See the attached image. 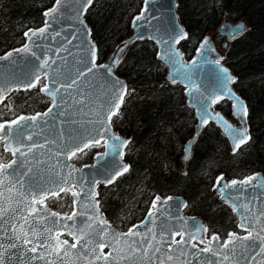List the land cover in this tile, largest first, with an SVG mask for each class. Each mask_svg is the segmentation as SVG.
I'll use <instances>...</instances> for the list:
<instances>
[{
	"label": "water",
	"instance_id": "obj_1",
	"mask_svg": "<svg viewBox=\"0 0 264 264\" xmlns=\"http://www.w3.org/2000/svg\"><path fill=\"white\" fill-rule=\"evenodd\" d=\"M82 2L83 0H68V3L64 5L61 11L55 14L54 18L45 16V12L53 8L55 0H53L48 7L43 9L42 22L37 26H29L23 30L22 43L0 53V57L5 56L9 52L13 53V56L10 59L0 60V84L12 87L13 90H25L26 88L22 86V83L27 82L28 80V77L25 76V72L36 70L40 63V60H37L36 57H40L42 60H46L51 57L56 61L55 67L63 68L65 71L70 70L73 74H75L78 68L84 67L83 64L79 63L81 57L90 63L91 48L93 45L95 46V43L90 35L89 24L85 20V11L82 15L79 14ZM138 15L141 16V19L134 24V17ZM81 20L83 21L82 24L80 23ZM46 21H48V26L43 35H40L39 33L34 36L31 35L30 30L32 32H36L40 28H45ZM129 25L131 29L130 33L117 41L110 48L102 61L96 62L95 60L97 66H111L112 72L108 73L106 68L97 67L92 73L88 74L87 81H81L83 89L86 90L85 98L88 101L89 107L92 109L91 113L83 115L80 112L74 111L76 105L72 101H69L68 105L62 104L61 107L53 108L51 116L39 119V127L32 126L25 130L26 133H40L41 128H43V132L40 135L34 136V141L44 144L45 139L47 138L48 143L44 148H37L33 153H29L26 158H20L19 166H14L17 167L18 172H24L28 167H31L34 171H38L40 173V177L43 178L42 182L46 186H51L50 181H60L62 177L69 178L71 183L76 181L80 182L76 187L71 189V192H79L80 196L79 198H75L71 194V204L67 212H55L51 210L49 205L44 201V206L46 207L48 213L58 214L56 217L49 215L48 220L59 221V224L56 225V231L59 232L58 238L61 242L67 241L68 246L76 243V240L73 238V235L70 234V231L80 227L82 223L87 220L88 216L96 215L104 221H107V231L109 235L103 241H100L99 238L97 239L100 243L111 244V246L105 247L106 250L104 251L105 254L112 253L109 264L113 263L114 256L118 255L120 257L128 252L125 241L122 239L119 244H116L112 240V234L119 235L122 233H128L130 229L144 235L148 234L147 230L149 228H154L158 234L157 238L159 239V233L161 231V227H163L167 230L166 238L169 241L171 239V232L178 231L185 233L186 240L190 239L191 235L195 234L197 236L195 241L199 242L203 239L205 245H207L208 240L213 235L217 236L216 233H213L209 239H205L203 231L198 234L196 233V229L198 227L205 228L203 218L199 214H188L185 211L186 199L179 193L167 194L165 196H160L158 194L153 195L142 218L129 226L126 230L117 229L111 221L106 218L100 203L98 208L86 206L89 205L92 197L91 195H85V193H90L91 191L95 192L97 181H99V183H104V181L111 178L116 171L122 170L124 166L128 167V162L123 156V151L130 139V134L127 132H117L111 125V122L107 123V127L105 129L101 126L100 121L97 118L98 114H102L103 117H106L108 109L113 106L110 102L118 100L119 93L121 91H123V98L127 92L128 84L126 80L123 76L116 72V66L121 61L125 50L128 45L136 39H148L154 44L156 60L166 70L164 79L169 83H178L183 88L184 102L189 108H191L195 122L192 126L190 136L183 143L182 152L179 156V171H182L184 169L185 162L191 153L193 142L203 126L198 115L200 94L189 85V81L185 78V76L190 74L191 80L200 87V92H205V90L212 92L219 88L217 76L220 68L226 69L228 75L234 80L235 74L222 60V49L227 47L230 39L237 36L247 28V21L244 17H239L233 21L230 20L228 18V10L225 9L219 24L211 33H205L203 35L196 45L194 53L188 58L183 55V52L178 44L179 42H176L180 34L186 35V30L177 15L176 0H143L138 11L132 16ZM238 26H242V30H237ZM25 33L30 34L29 36H25ZM57 33H59V35H56ZM218 36L222 37L219 45L215 42V37ZM206 39L208 40V44L206 48L202 49L203 55H201L200 52H198V49H201V45ZM180 40L181 39H179V41ZM68 41H71V44H69ZM25 45H28L30 48L28 53L14 52L16 49H22ZM57 49H60V51H57ZM64 49H68L69 51H65ZM120 49H122V51H118ZM33 52L35 53V56L32 55ZM173 52H178L179 57H173ZM69 53H71V55ZM169 57H172V59H169ZM117 58L118 62H116ZM217 60H219L218 65L215 63ZM193 61L196 62L195 66L192 65ZM209 61H211V63ZM181 65H187V67H181ZM46 70L49 71V74L51 75V69ZM43 71L44 70H41V74ZM42 80L43 85L40 89L44 87L46 83H49V81L43 78V76ZM232 82L228 84V90L231 91L234 97L239 99V101L247 108L243 96L233 86ZM11 91H7L3 98L0 99V102ZM40 93L49 100V104L46 108L42 111H37L29 115H16L0 123L6 121L10 122L21 116L32 117L37 113L43 114L48 112L53 105L52 97L44 92L40 91ZM61 94L65 95L66 100L68 99L66 94ZM71 96L74 100L81 99L75 90L71 91ZM57 100L59 102V96L57 97ZM223 100L229 103V115L220 109L214 108V106L209 109V112L212 113V115L219 113V115L231 124L233 128H246L247 135L249 136L246 117L234 115V112L236 111V109H234V99L225 98ZM61 108L68 112L67 117L59 115ZM84 112H88V108H85ZM69 118L74 119L76 123L71 125L62 123V121H66ZM28 123L31 124L32 122L29 121ZM209 123L214 124L216 129L223 136L229 150H233V141L225 132L223 125L214 119H210ZM61 131L72 132L73 135L76 136V142L78 143L80 142V136H92L96 139H101V137H103L100 143L101 149L93 154L90 162L76 164L71 159L72 156L71 158H68L67 155V153L72 150L70 144L63 154H56L58 146H63L67 143L66 138L61 135ZM77 133H79V136H77ZM113 136L119 137L121 140L126 142L118 149V152H112L110 148L105 145V140L108 141V144L119 143L118 141L112 140ZM24 143L31 144L32 142L25 141ZM24 150L26 151V149ZM7 152H9L10 156L5 163H2L5 165L9 164L14 159L12 152ZM106 152L108 155H104ZM41 153H43V155H41ZM118 153H122V155ZM37 159L42 163L37 164ZM221 177L222 180L219 184H217L218 178ZM249 177H256L257 179L247 185H241L238 183L237 185L229 188H224L223 197L221 192L218 190L223 188L225 184H231L232 181H244ZM25 179H27V177ZM34 179L41 182L39 178L34 177ZM262 184H264V172L260 170L231 179L227 178L223 172H220L215 176L210 190L216 195L220 202L225 203L226 206L230 208L232 216L235 219L236 228L242 231L240 233H230H234L239 237L247 235V232L239 227L241 217L233 212L232 207L230 206V201H232L233 197H238L239 199L235 200V203H248L252 212L258 215L259 211L264 209V186H262ZM80 185L83 187L81 188ZM61 186L65 185L61 184ZM6 195L8 194L6 193ZM156 197H159L160 200L157 201L156 208H153V201ZM74 199H77V203L75 205L73 204ZM95 199L99 201L97 195ZM37 207H39V205H37ZM74 209L77 213L84 212L85 215H76L73 220H68L67 217L73 214ZM149 210H152L154 213L151 221L145 219ZM245 215L249 216L248 224L255 226L254 235L257 232H260L261 227H264V218H261L260 222L257 223L255 216L250 213H245ZM64 225H67V227H64ZM133 226L139 227L134 228ZM260 234L264 235V233ZM64 236H67L68 239ZM140 239V236L128 237L129 241H139ZM176 239L179 240L180 237L177 236ZM223 242L220 243L219 240L213 241L209 246L213 249V251H217L219 253ZM246 243H251V241L236 244L235 257H233L230 261L224 262V264H235V261L241 257L243 244ZM174 246L177 253L180 254L181 264H216V262L221 259L222 255H212L211 252H202L200 250L203 248H198L197 245L193 248L191 247V244L188 243H185L182 248L172 245L173 250L170 252L171 254L174 252ZM113 247L117 248V251L114 252ZM119 249H123L124 252L120 253ZM39 251L43 250L41 249ZM97 251L99 252V249H97ZM181 251L186 254L181 255ZM167 253H169L168 244L165 243L163 245L162 252L157 255L164 257ZM32 255V253H27L26 257L21 260L13 258L12 264H45V259L56 260V264H88L90 260L93 261L94 264H104L103 259L95 260L93 256L82 253L79 245H77L76 249H70V255L68 257H64L62 260L57 259L55 256H46L45 259L31 260L30 257ZM149 255H152L151 251L149 252ZM259 259L260 258L258 257V260ZM121 261L128 264V259ZM241 264H243V260H241Z\"/></svg>",
	"mask_w": 264,
	"mask_h": 264
},
{
	"label": "trees",
	"instance_id": "obj_2",
	"mask_svg": "<svg viewBox=\"0 0 264 264\" xmlns=\"http://www.w3.org/2000/svg\"><path fill=\"white\" fill-rule=\"evenodd\" d=\"M52 1L0 0V24H4L6 31H10L4 41L0 42V52L9 48L14 38H22L21 27L39 25L43 20V9ZM207 1L176 0L177 15L186 30V38L178 44L186 58L194 53L203 35L214 29L220 21V16L212 11L213 0L209 1V10L204 8ZM91 6H88L84 16L95 43L96 62H100L105 58L110 45L121 36L103 34L108 19L116 18L114 10L107 13L101 25L94 26L88 17ZM216 6L228 10L234 18L244 17L248 24L241 34L232 38L225 54H222V60L235 74L232 84L245 100L250 139L240 149L229 150L214 124L203 125L184 170L167 175L157 172L155 159L159 158L167 165L178 164V153L162 151L158 137L164 134L166 140L168 136H174L183 141L180 127L187 116L181 107L184 104L182 86L168 83L159 76L158 71L162 67L155 58V47L151 41L145 38L134 40L125 50L116 66V72L132 88L124 96L118 113L124 119L129 118L132 125L130 146L136 153L131 157L124 152L128 159V171L112 182L115 190L105 199L97 195L103 213L111 222L123 212V205L134 196L136 188L143 182L152 195H183L187 208L195 207L196 213L206 216L211 222L214 216H218L219 220L226 218L231 221L233 217L230 209L211 192L207 179L213 180L220 172L229 179L252 170L264 172V86L260 85L264 78V0H216ZM142 89L155 92L146 96L141 94ZM226 105L225 112L228 113L229 105ZM214 108L219 109L220 105L216 104ZM214 144L221 149L215 150ZM222 158L226 159L224 164H220ZM90 160L91 155L88 154L81 162ZM235 162L239 163L238 167L234 166ZM209 164H216L217 167L210 168ZM99 185L97 183L96 187ZM212 207L218 209V213H214Z\"/></svg>",
	"mask_w": 264,
	"mask_h": 264
},
{
	"label": "snow or ice",
	"instance_id": "obj_3",
	"mask_svg": "<svg viewBox=\"0 0 264 264\" xmlns=\"http://www.w3.org/2000/svg\"><path fill=\"white\" fill-rule=\"evenodd\" d=\"M67 3L68 0H55V5L52 9L45 12V16L54 18L55 14L61 11V9ZM91 4L92 0H83L79 14L82 15L84 11H87L88 6ZM140 19L141 16L139 15L134 17L133 23L135 24ZM80 23L82 24L83 21L81 20ZM45 25V28H40L36 32H32L30 30L31 35L34 36L37 35V33L43 35L48 26V21L45 22ZM237 30H242V26H238ZM30 33H25V36H29ZM56 35H59V33ZM184 38H186L185 34H180L176 42L178 43L179 39ZM68 43L71 44V41H68ZM207 44L208 40L206 39L201 45V49H198V52H200L201 55H203L202 49L206 48ZM64 50L69 51L68 49ZM29 51L30 48L28 45H25L22 49L14 50V52L25 53H28ZM57 51H60V49H57ZM118 51H122V49ZM69 54L71 55V53ZM32 55L35 56V53L33 52ZM12 56L13 53L9 52L5 56L0 57V60H7ZM172 56L179 57V53L173 52ZM36 58L37 60H40V63L35 71L25 72V76L28 77V80L27 82H23L22 86L26 89L34 88L38 83H40L43 76V78L47 79L49 83H46L44 87L40 89V91L52 97L53 105L52 108H50L46 113H37L32 117L21 116L10 122L6 121L0 123V141L4 142V150L11 151L14 157V159L7 165L0 164V264H12L13 258L16 260H21L22 258L26 257L27 253L33 254L30 257L31 260L45 259L46 256H55L57 259L62 260L64 257H68L70 255V249H76L77 245L80 246V251L82 253L93 256L95 260L103 259L104 264H109L112 253L105 254L103 249L107 246H111V244L100 243L97 239L99 238L100 241H103L109 235L107 231V221H104L96 215L88 216L87 220L84 221L80 227L70 231V234L73 235L76 243L68 246L67 241L61 242L58 238L59 232L56 231V225L59 224V221L48 220L49 215L56 217L58 214L48 213L46 207L44 206V201L49 196H58L60 192L70 191L80 182L76 181L71 183L69 178L62 177L60 181H50L51 186H46L42 182L43 178L40 177V173L38 171H34L31 167H28L26 171L18 172L17 167L19 166L20 158H26L29 153H33L37 148H44L48 143L47 138L45 139L44 144L34 141V136L40 135L43 132V128H41L40 133H26L25 130L32 126L39 127L38 121L40 118L51 116L53 108L61 107L62 104L68 105L69 101H72L76 105L74 111L80 112L83 115L90 114L92 109L89 107L88 101L85 98L86 90L83 89L81 81H87L88 74L92 73L97 67L106 68L108 73L112 72V68L111 66L107 65H96V52L94 45L91 48V62L89 63L83 57H81L79 63L83 64L84 67L78 68L75 74H73L70 70L65 71L63 68L55 67L56 61L51 57L46 60H42L40 57ZM169 59H172V57H169ZM116 62H118V58ZM209 62L211 63V61ZM195 63L196 62L193 61L192 65L195 66ZM215 63L218 65L219 60L215 61ZM181 67H187V65H181ZM46 69H51V75ZM41 70H44L42 74ZM185 78L189 81V85L200 94L198 115L201 124H209L210 119H214L215 121L221 123L225 132L233 141L234 151L240 149L242 145L246 144L250 139V137L247 135L246 128H233V126L229 124L223 117H221L219 113L212 115V113L209 112V109L212 108V106L218 104L221 100L225 98H232L234 99V109H236L234 115L244 117L247 116V108L239 101V99L234 97L231 91L228 90V84L233 81V78L228 75L227 70L224 68L219 69L217 76L219 88L212 92H208L207 90H205V92H200V87L191 80L190 74L186 75ZM11 90H13L12 87L0 84V99L3 98L7 91ZM72 90H75L81 99L74 100L71 96ZM61 93L66 94L68 99L66 100L65 95H62ZM58 96L59 102L57 100ZM122 100L123 91L119 93L118 100L110 102L113 106L108 109L106 117H103L102 114L97 115L101 126L105 129L107 127V123H110L112 117L116 115ZM85 108H88V112H84ZM59 115L67 117L68 112L61 108ZM29 121L32 123L29 124ZM62 123L71 125L76 123V121L69 118L66 121H62ZM61 135L66 138L67 143L63 146H58L56 154H63L70 144L72 150L67 153L68 158H71V156H74L77 152L84 151V149L89 148L90 146L99 145L101 143V139H103V137H101V139H96L92 136H80V142L78 143L76 142V136H74L70 131H61ZM77 136H79V133H77ZM112 140L119 142L108 144V141L105 140V145H107L112 152H118V149L126 143L119 137L115 136L112 137ZM25 141H30L32 143L25 144ZM24 149H26V151ZM118 154L122 155V153ZM41 155H43V153H41ZM104 155H108V153L106 152ZM36 163L40 164L42 162L37 159ZM127 171V166H124L122 170L116 171L115 174L111 176V178L105 180L104 183H112L117 176L123 175V173ZM26 177L27 179H25ZM34 177L39 178L41 182H38L37 179H34ZM256 179V177H249L244 181H232L231 184H225L223 188L218 190L221 192L223 197L224 188H229L231 186L237 185L238 183L241 185H247ZM221 180L222 177L218 178L217 184H219ZM96 183H99V181ZM61 184L65 186H61ZM80 186L81 188L83 187L82 185ZM262 186H264V184H262ZM6 193L8 195H6ZM71 194L75 198H79L80 196V193L76 191H72ZM85 195H91L92 197L89 205L86 206L98 208L99 201L95 199L97 193L91 191L90 193H85ZM237 199L239 198L233 197L232 201H230V206L232 207L233 212H235L237 215H240L241 223L239 227L244 229L247 232V235L239 237L234 233H229V237L223 242L219 253L217 251H213V249L209 246L213 241L219 240L218 236L213 235L208 240L207 245L200 251L205 253L211 252L212 255L222 254L221 259L218 260L216 264H224V262L230 261L233 257H235L236 244L251 241V243L243 244L241 257L235 261V264H241V260H243V264H264V235L260 234L264 233V227H261L260 232H257L254 235L255 226L248 224L249 216L245 215V213H250L256 217V221L259 223L261 218H264V209H261L257 215L256 213L252 212L248 203H235L234 201ZM159 200V197L155 198L152 205L153 208H156L157 201ZM76 203L77 199H74L73 204L75 205ZM37 205H39V207H37ZM76 215L84 216L85 213H77L74 209L73 214L68 216L67 219L73 220ZM153 215L154 213L152 210H149V213L145 219L151 221ZM64 227H67V225H64ZM133 227L138 228L139 226ZM201 231H207V229L201 227L196 229L197 234ZM147 232L148 234L142 235L141 233L130 229L128 233H122L119 235L112 234V240L116 244H119L122 239L127 244L128 252L120 256L121 260H132L135 254L139 253L144 257H148L149 264H165V259L162 256L157 255L162 252L163 245L165 243L168 244L169 252L173 250L172 245L182 248L185 243H188L191 244V247H196V244L192 243V241L197 239L195 234L191 235L190 239L186 240L185 233L172 231L171 239L169 241L166 238L167 230L163 227H161L159 239L157 238L158 234L154 228H149ZM130 236H140L141 239L139 241H129L128 237ZM177 236L180 237L179 240L176 239ZM199 242L204 243V240L201 239ZM41 249L43 251H39ZM97 249H99V252ZM113 251H117V248L113 247ZM150 251L152 253L151 257L149 256ZM119 252L123 253L124 250L119 249ZM185 254L186 253L181 251V255ZM165 255L167 261L173 260L171 255ZM152 257H155V259ZM258 257L260 258L259 260ZM45 264H56V260L45 259ZM88 264H94V262L90 260Z\"/></svg>",
	"mask_w": 264,
	"mask_h": 264
},
{
	"label": "flooded vegetation",
	"instance_id": "obj_4",
	"mask_svg": "<svg viewBox=\"0 0 264 264\" xmlns=\"http://www.w3.org/2000/svg\"><path fill=\"white\" fill-rule=\"evenodd\" d=\"M100 0H92V6L88 12V17L90 19L91 22H93V25L94 26H99L102 24V22L104 21V19L106 18L105 16L107 15V13L110 11V10H114V15L116 16V18H109L108 21L106 22V24L104 25L103 27V34L104 35H107V36H114L115 34H119L121 36L120 39H122L123 37L127 36L131 29H130V20L132 18V16L138 11L140 5H141V2L143 0H105V1H102V2H99ZM100 3V4H99ZM97 8H100L98 11V14H95L94 10L93 9H97ZM124 9V10H122ZM93 10V11H92ZM223 10V9H222ZM224 11V10H223ZM126 14H130V16L127 17V20L124 21V20H121L122 17H125ZM222 15H223V12H222ZM228 16H231L228 12ZM119 17V18H118ZM241 17V16H240ZM222 18V17H221ZM239 17H237L236 19H238ZM235 19V20H236ZM246 20V19H245ZM220 22V21H219ZM219 24V23H218ZM217 24V25H218ZM248 25V24H247ZM213 30V29H212ZM243 32V31H242ZM241 32V33H242ZM240 33V34H241ZM239 35V34H238ZM237 35V36H238ZM220 37V36H218ZM236 37V36H235ZM234 38V37H233ZM119 39V40H120ZM141 39V38H140ZM118 40V41H119ZM148 40V39H147ZM232 39L229 40L228 44H227V47L225 49L228 48V45L230 43ZM117 41H114L111 45H110V48L116 43ZM129 46V45H128ZM154 46V44H153ZM109 48V50H110ZM108 53V52H107ZM161 65V64H160ZM161 69L158 71L159 73V76L162 77L164 79V75H165V68L161 65ZM165 80V79H164ZM166 81V80H165ZM167 82V81H166ZM169 83V82H168ZM128 84V83H127ZM129 86V84H128ZM151 90V89H149ZM155 92V90H153ZM182 93H183V88H182ZM126 95V94H125ZM175 102L177 101V98L175 97L174 98ZM3 101V100H2ZM2 101L0 102V105L2 103ZM182 101L184 102V95H183V98H182ZM226 103H228L227 101L225 100H221L218 104L220 105V110L224 111L226 110L227 108V105ZM225 105V109H222V106ZM229 105V103H228ZM181 107L183 108V113H184V110L188 111L186 112L184 115L186 116H189L190 119L192 120V126L195 122V119L193 117V114H192V110L191 108H189L185 102L184 104H181ZM226 113V112H225ZM228 114V113H226ZM185 120V119H184ZM4 120H1L0 122H2ZM111 125L115 128V130L119 133H129L130 134V138H131V131H132V125L130 124L129 122V118H122L121 115L118 113V110L116 112V115H114L111 119ZM181 132V131H180ZM188 134L186 135V137L188 138L192 132V127L188 128V130L186 131ZM181 134H183L181 132ZM163 135V134H162ZM160 135L158 137V140L159 138H161ZM166 138V136H165ZM183 138V136H182ZM186 138V139H187ZM185 138H183V141ZM182 141V142H183ZM184 143V142H183ZM194 143V142H193ZM161 144V148L164 149V144H162V142H160ZM0 164L2 163H5L6 161V153L7 151L4 150L3 148V142L0 141ZM183 146V145H182ZM219 146V145H218ZM193 147V145H192ZM130 148L131 151L128 149ZM101 149V148H100ZM161 149V150H162ZM215 150H219L221 149L220 146L219 148H215ZM127 152V155H130L131 157H134L135 156V153H136V150H135V153H134V148H132L130 146V139L128 141V143L126 144V147L123 151V156L125 157L124 155V152ZM221 151V150H220ZM181 152H182V148H181ZM181 152L180 154H178V162H179V156L181 155ZM191 152H192V149H191ZM191 155V153H190ZM189 155V157H190ZM189 157L187 158V160L189 159ZM125 159L127 160L128 162V159L125 157ZM159 159V158H158ZM157 159H155L154 161H156ZM160 160V159H159ZM186 160V162H187ZM91 161V160H90ZM89 161V162H90ZM162 161V160H160ZM226 161L225 158H222L221 161H220V164H224ZM163 162V161H162ZM186 162H185V165H186ZM164 163V162H163ZM236 163V162H235ZM165 164V163H164ZM180 164V163H179ZM167 165V164H166ZM185 165H184V168H185ZM180 166V165H179ZM209 167L210 168H213V167H217L216 164H209ZM238 167V166H237ZM184 170V169H183ZM182 170V171H183ZM179 171V167H178V170ZM256 170H252V171H248L247 173L245 174H248V173H252ZM173 172V171H171ZM175 172V171H174ZM165 173V172H164ZM163 173V174H164ZM169 174L168 172L165 173V175ZM243 174V175H245ZM243 175H240L239 177L243 176ZM226 176V175H225ZM227 177V176H226ZM232 178H237V177H232ZM231 179V178H230ZM210 184V183H209ZM211 186V184H210ZM66 192H69V191H65V192H60L58 196H49L46 200H49V207L51 208V210L55 211V212H58V213H62V211L60 212L59 209H56V206L57 205V201L58 200H61L62 202H67L68 203H71V199L68 197V195L70 194V192L68 193L67 196H65V193ZM214 194V193H213ZM155 195V194H154ZM159 195V194H158ZM161 196V195H160ZM165 196V195H164ZM67 197V198H66ZM153 197V195L149 198V201L147 202L148 203V206H149V202H150V199ZM145 200V199H144ZM223 203V202H222ZM225 204V203H224ZM137 208L135 210V212H131V213H128L130 215V220H126V219H123V218H120V216H123L121 215L122 213H124V211L117 217V219L113 220L112 223L113 225L119 229V230H126L129 226H131L132 224H134L135 222H137L138 220H140L145 212V209L144 211H141V207L139 205V202L136 204ZM147 206V207H148ZM213 208V207H212ZM185 209L187 210V202H186V207ZM230 209V208H229ZM185 210V211H186ZM215 210L217 211L218 213V209L215 208ZM216 211L214 213H216ZM231 211V210H230ZM187 212V211H186ZM232 214V213H231ZM128 216V215H127ZM137 216H140L137 218ZM201 217L203 218V221L205 223V229H207V231H203V236L205 239H209L211 237V235L213 233H216L217 236L219 237V242H223L225 239H227L228 237V234L230 232H235V233H240L242 232L241 230L237 229L236 226H235V219L233 217V219L231 221L229 220H226L223 219V220H219L218 216H214V220L209 221L208 218L206 216H202ZM211 217V216H209ZM221 225V226H220ZM118 226H121V227H118ZM126 226V227H124ZM124 227V228H122ZM65 238L68 239L67 236H64ZM177 238V237H176ZM193 243H195L197 245L198 248H204L206 245L204 243H199L197 241H192ZM106 250V248L103 249V252ZM167 255H171L173 257V260L172 261H167L166 259V255L163 257L165 259V264H181V260H180V254L177 253L176 251V248L174 246V252L173 254H171L170 252L167 253ZM150 256V255H149ZM151 257V256H150ZM120 257L118 255L114 256V261L112 264H125L123 261H121L119 259ZM153 259H155V257H152ZM128 264H149V259L148 257H144L142 255H140L139 253L135 254L134 258L132 260H128Z\"/></svg>",
	"mask_w": 264,
	"mask_h": 264
},
{
	"label": "rangeland",
	"instance_id": "obj_5",
	"mask_svg": "<svg viewBox=\"0 0 264 264\" xmlns=\"http://www.w3.org/2000/svg\"><path fill=\"white\" fill-rule=\"evenodd\" d=\"M102 1H105V0H102ZM101 0L99 1V2H102ZM209 1L210 0H208L207 1V3H205L204 4V8L206 9V10H209L210 8V5H209ZM100 4V3H99ZM212 4H213V8H212V11L215 13V14H217V15H219L220 16V20H221V17H222V12H223V10H222V8H220L219 6H216V0H213L212 1ZM100 8H97V9H93L94 10V12H95V14H98V11H100L99 10ZM92 10V11H93ZM212 13V12H211ZM128 16H130V14L128 15V14H126V16L125 17H122L121 18V20H124V21H126L127 20V17ZM228 18L230 19V20H235L237 17H232V16H228ZM20 29H23V27H21ZM213 30L211 29V30H208L206 33H211ZM6 34H10V31H6V26L4 25V24H0V42H3L4 41V39H5V36H6ZM221 39H222V37H215V42H216V44L217 45H219V43H220V41H221ZM22 41H23V39L22 38H20V37H17V38H14L13 39V41H12V43L10 44V46H17V45H19V44H21L22 43ZM3 47H6V45L5 46H3ZM225 51H226V49H222V52H223V54H225ZM260 85L261 86H264V78L260 81ZM132 88H131V86H128V88H127V92L129 91V90H131ZM142 93L141 94H145L146 96H150V95H152L153 94V90H149V89H146V90H144V89H142ZM126 92V93H127ZM1 107H3V106H1ZM222 109H225V105L224 106H222ZM186 112H188L187 110L185 111L184 110V114L186 113ZM227 115H229V112H228V114ZM190 127H192V120L190 119V117L189 116H187L186 118H185V120L183 121V123H182V126L180 127V129H181V132L183 133L182 134V136H183V138H187L186 137V135L188 134L186 131L188 130V128H190ZM184 139V140H185ZM159 142H162V144H164V149H162V151H165V152H175V153H178V154H180V152H181V148H182V145H183V142L181 141V140H179V139H177L176 137H174V136H168V139L166 140V138H165V135L163 134L162 136H161V138H159V140H158ZM214 147L215 148H219V146L217 145V144H214ZM100 148H101V144H99V145H94V146H90L89 148H86L84 151H82V152H80V153H77V154H75L74 156H72V160L76 163V164H79L81 161H83L84 160V158L88 155V154H90L91 155V159H92V156H93V154L95 153V152H97L98 150H100ZM130 151H131V149L130 148H128ZM125 152H126V150H125ZM134 153H135V151H134ZM161 160V159H160ZM159 159H157L155 162H156V165H157V172H160V173H170L171 171H177L178 170V167H179V162H178V164H168V165H166V164H164L162 161H160ZM238 162H236V163H234V166L235 167H237L238 166ZM213 168H215V167H213ZM164 173V174H165ZM207 182L208 183H210V184H212L213 183V180L212 179H207ZM100 185L99 186H95V193H97V195H99V198H103V199H105V197L109 194V193H112L114 190H115V185H114V183H110V184H107V185H104L105 183H99ZM145 183L143 182L140 186H138L137 188H136V190H135V194H134V196H132V198L131 199H129V201H126L125 203L126 204H124L123 205V208H124V213H122L121 215H123V216H120V218H123V219H126V220H130V215L128 214V213H131V212H135V210H136V208H137V206H136V204L139 202V205H140V207H141V211H144L146 208H148L147 206H148V201H149V198L152 196V192H150L149 190H147L146 189V185H144ZM70 193H71V190L69 191ZM69 192H66L65 193V196H67L68 195V193ZM145 192H146V194H145ZM154 195V194H153ZM67 198V197H66ZM98 198V199H99ZM145 199V200H144ZM102 205V204H101ZM56 206V209H59L60 211H62V212H67L68 210H69V208H70V203H68L67 204V202H62L61 200H58L57 201V205H55ZM102 207V206H101ZM213 209V211L215 212L216 210H214V208H211V210ZM186 210V209H185ZM187 213L188 214H198V213H196V211H195V207H192V208H187ZM216 213H217V211H216ZM128 215V216H127ZM200 215V214H199ZM138 217H140V216H137V218Z\"/></svg>",
	"mask_w": 264,
	"mask_h": 264
},
{
	"label": "built area",
	"instance_id": "obj_6",
	"mask_svg": "<svg viewBox=\"0 0 264 264\" xmlns=\"http://www.w3.org/2000/svg\"><path fill=\"white\" fill-rule=\"evenodd\" d=\"M42 85L43 80L41 79L40 83H38L34 88L25 90L15 89L6 95L0 105V121L8 120L20 114H33L46 108L49 104V100L40 93L39 89ZM9 156V152H7L5 161L9 159ZM68 197L71 199V193ZM45 202L49 205V200H45Z\"/></svg>",
	"mask_w": 264,
	"mask_h": 264
}]
</instances>
